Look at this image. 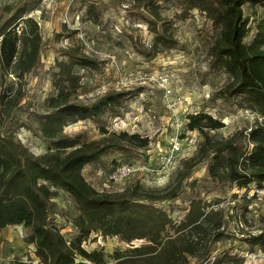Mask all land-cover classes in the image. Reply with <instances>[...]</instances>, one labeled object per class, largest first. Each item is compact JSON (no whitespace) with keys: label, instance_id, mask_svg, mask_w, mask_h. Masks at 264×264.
Wrapping results in <instances>:
<instances>
[{"label":"rangeland","instance_id":"obj_1","mask_svg":"<svg viewBox=\"0 0 264 264\" xmlns=\"http://www.w3.org/2000/svg\"><path fill=\"white\" fill-rule=\"evenodd\" d=\"M4 7H9L11 13L25 7L23 19L30 17L37 22L41 46L37 63L22 78L8 75L0 68V98L11 97L10 102L0 100L1 136H10L33 156L54 148L42 135V126L50 110V99L57 94L60 64L69 63L75 54L95 59L98 69H80L74 64L72 70L80 75V84L71 101L90 104L109 92L126 93L114 111L104 109L97 118L67 121L61 128L63 134L78 138L79 144L100 140L112 132L148 137L145 150L134 146L112 149L83 167L84 179L98 193L119 192L136 182L145 188L161 189L180 177L184 162L196 154L201 141L200 134L185 129L190 114L203 113L222 123L220 129L209 132L215 138L230 137L249 128L255 120L260 121L257 115L239 108L234 99L220 93L229 78L211 66L209 56L218 30L196 10L186 11L181 0H0V10ZM243 11L249 19L250 34L245 39L249 42L264 8L244 4ZM4 18L0 14V24ZM157 33L172 37L176 41L174 47L152 48ZM168 99L175 104L171 110L167 108ZM176 135L180 137L182 151L165 175H132L119 185L108 181L112 163L159 165V156L167 151L169 139ZM191 139H195L196 148L190 152ZM239 146L244 152L246 141ZM183 171L187 178L182 180L185 186L179 197L160 206L179 221L193 196L207 202L219 199L230 234V238L216 244L211 259H191L187 264H215L223 253L243 257V264H264V250L246 240L249 235L264 231V185L251 184L247 191L214 187L206 182L205 166ZM193 180L197 185L191 189L189 183ZM233 194L236 198H232ZM52 203L51 220L70 240L76 233L72 226L76 205L62 190ZM142 243L143 240H135L130 244ZM82 245L87 251L103 250L107 254L129 247L116 237L103 238L98 234H92ZM14 261L39 264L31 231L22 225L0 229V264ZM112 263L108 260L107 264Z\"/></svg>","mask_w":264,"mask_h":264},{"label":"trees","instance_id":"obj_2","mask_svg":"<svg viewBox=\"0 0 264 264\" xmlns=\"http://www.w3.org/2000/svg\"><path fill=\"white\" fill-rule=\"evenodd\" d=\"M181 2L186 11L196 10L218 30L209 56L211 66L222 70L229 78L220 93L234 99L239 108L260 119L230 137L215 138L209 132L220 129L222 123L203 113L188 115L185 129L200 134L201 141L196 154L184 162L183 170L205 166L206 182L214 187L245 191L251 184L262 187L264 15L255 22L254 34L246 42L250 27L243 6L264 8V0ZM25 13V7L17 8L13 13L9 7L0 10V14L5 15L0 24V68L17 79L37 63L41 46L38 24L30 17L23 19ZM19 24L22 25L17 30ZM175 44L167 33H157L152 48L163 46L170 49ZM74 64L80 69H98L95 59L79 53L69 63L60 64L57 94L50 99V110L42 126V135L52 142V150L33 156L10 136L0 135V229L12 225L29 228L39 264H107L108 260L112 264H187L191 259H211L216 244L230 238L220 200L207 202L193 196L179 221L173 220L160 206L179 197L185 186L182 180L187 178L185 171L182 170L184 173L180 177L161 189L145 188L136 182L113 193H98L84 179L83 167L98 161L109 150H121L126 146L145 150L149 140L138 134L112 132L100 140L79 144L78 138L61 132L67 121L74 123L97 118L104 109L114 111L126 94L109 92L90 104L71 101L80 84V75L72 70ZM6 96L9 95H3L0 100L10 102L11 97ZM102 133L107 134L104 129ZM241 141L247 143L244 152L240 150ZM112 164L111 170L118 163ZM189 185L193 189L197 181L193 180ZM59 190L67 192L76 205L77 213L72 220L76 233L70 240L51 220L52 200ZM236 196L233 194L232 198ZM92 234L103 238L116 237L129 247L123 252L110 254L103 250L87 251L82 243ZM135 240H143V243L130 244ZM246 240L264 250V231L249 235ZM243 262V257H229L223 253L214 263ZM9 264L26 263L14 261Z\"/></svg>","mask_w":264,"mask_h":264},{"label":"built area","instance_id":"obj_3","mask_svg":"<svg viewBox=\"0 0 264 264\" xmlns=\"http://www.w3.org/2000/svg\"><path fill=\"white\" fill-rule=\"evenodd\" d=\"M167 94H170V91H167ZM168 98L169 95H168ZM175 104L171 101V99H168L167 108L171 110V108H174ZM179 127V125H177ZM183 126V125H182ZM179 136H173L171 137L168 142V149L165 151L163 155L159 156L160 163L159 165L152 166L149 164H140L136 162H127V163H120L117 164L108 174V181L111 184L119 185L122 184L126 179H128L132 175L137 174H143V175H153V176H159V172H161L163 175H165L166 171H168L173 163L176 161L177 155L182 151V145L181 140L179 139ZM189 151L195 150V139H191L189 141ZM161 169V170H160ZM160 170V171H158Z\"/></svg>","mask_w":264,"mask_h":264}]
</instances>
